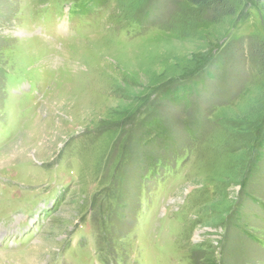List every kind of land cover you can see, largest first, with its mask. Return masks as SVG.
<instances>
[{"label": "rangeland", "instance_id": "rangeland-1", "mask_svg": "<svg viewBox=\"0 0 264 264\" xmlns=\"http://www.w3.org/2000/svg\"><path fill=\"white\" fill-rule=\"evenodd\" d=\"M229 2L0 0V264H264V0Z\"/></svg>", "mask_w": 264, "mask_h": 264}, {"label": "trees", "instance_id": "trees-1", "mask_svg": "<svg viewBox=\"0 0 264 264\" xmlns=\"http://www.w3.org/2000/svg\"><path fill=\"white\" fill-rule=\"evenodd\" d=\"M191 5L200 7V8H212L213 11H215V16H233L235 14V11L231 8V4L229 0H186ZM253 55L257 56L259 60V67H260V73L264 76V43L260 42L254 47ZM255 108L253 111L249 109L247 112V115L254 116L255 118L261 119L264 117V100L262 99L261 102L254 106ZM253 108V107H252ZM262 144L259 145L257 148V157L259 158L261 156V150Z\"/></svg>", "mask_w": 264, "mask_h": 264}, {"label": "bare ground", "instance_id": "bare-ground-1", "mask_svg": "<svg viewBox=\"0 0 264 264\" xmlns=\"http://www.w3.org/2000/svg\"><path fill=\"white\" fill-rule=\"evenodd\" d=\"M7 255H9V254L0 253V259H1V257H3V256H7ZM6 260H8V259L6 258Z\"/></svg>", "mask_w": 264, "mask_h": 264}]
</instances>
